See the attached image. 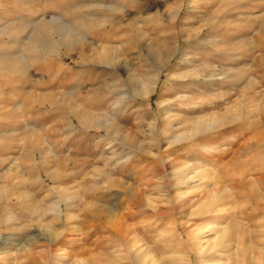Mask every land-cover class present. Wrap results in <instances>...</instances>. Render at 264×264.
<instances>
[{"label":"rangeland","instance_id":"rangeland-1","mask_svg":"<svg viewBox=\"0 0 264 264\" xmlns=\"http://www.w3.org/2000/svg\"><path fill=\"white\" fill-rule=\"evenodd\" d=\"M258 170L264 0H0V264H264Z\"/></svg>","mask_w":264,"mask_h":264},{"label":"bare ground","instance_id":"bare-ground-1","mask_svg":"<svg viewBox=\"0 0 264 264\" xmlns=\"http://www.w3.org/2000/svg\"><path fill=\"white\" fill-rule=\"evenodd\" d=\"M54 30L55 31H59V28L58 27H56V26H54ZM107 55V54H106ZM113 56V55H112ZM102 57H104V56H102ZM106 58H110V56L109 55H107V56H105ZM102 60V59H101ZM14 104V103H13ZM198 124H199V122H197ZM262 170V169H261ZM254 175L255 176H259L258 177V179L260 180V181H263L264 182V171H260V170H258V171H256V172H254ZM218 204V203H217ZM213 250H215V251H217V252H219V254H220V250H219V248H218V246H216V247H213ZM148 257V256H147ZM146 256H144V260H145V258H147ZM157 261V260H156ZM143 264V263H142ZM152 264H155V263H152ZM157 264V263H156ZM187 264H188V262H187Z\"/></svg>","mask_w":264,"mask_h":264},{"label":"crops","instance_id":"crops-1","mask_svg":"<svg viewBox=\"0 0 264 264\" xmlns=\"http://www.w3.org/2000/svg\"><path fill=\"white\" fill-rule=\"evenodd\" d=\"M58 21H60V20L58 19Z\"/></svg>","mask_w":264,"mask_h":264}]
</instances>
